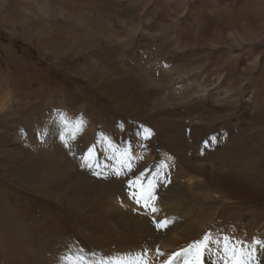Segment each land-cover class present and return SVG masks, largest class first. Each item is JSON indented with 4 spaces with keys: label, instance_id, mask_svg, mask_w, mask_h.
<instances>
[{
    "label": "rangeland",
    "instance_id": "rangeland-1",
    "mask_svg": "<svg viewBox=\"0 0 264 264\" xmlns=\"http://www.w3.org/2000/svg\"><path fill=\"white\" fill-rule=\"evenodd\" d=\"M125 147L136 174L148 169L157 181L155 218L171 211L175 234L191 237L179 255L194 254L207 234L213 242L204 251L217 264L209 248L227 241L239 256L260 245L264 264L259 177L249 176L259 191L228 196L210 223L183 196L167 204L165 195L184 183L180 152L193 166L232 171L254 159L264 172V0H0V264L172 255L158 245L166 229L141 206L128 211L145 221L140 232L118 217L110 225L107 211L137 191L126 168L111 174ZM52 165L58 170L46 180ZM81 198L82 218L70 205Z\"/></svg>",
    "mask_w": 264,
    "mask_h": 264
},
{
    "label": "bare ground",
    "instance_id": "bare-ground-1",
    "mask_svg": "<svg viewBox=\"0 0 264 264\" xmlns=\"http://www.w3.org/2000/svg\"><path fill=\"white\" fill-rule=\"evenodd\" d=\"M175 151L180 152L179 150H176V149H175ZM191 152H193V151H191ZM52 153H53V151H52ZM177 154H178L179 162L175 159H173V160H175V163H177L178 166H180V169H179V171L181 172L180 176L182 177V180L184 181V183H182V182L180 183V180L178 182L176 181L177 183L174 182L173 183L174 185L172 184V187H170L169 190L166 191L167 193L164 192L165 195L166 194L169 195V197L167 198L169 202L167 204L170 203V199L176 200V198H178V195L183 196L185 201L192 202L191 204L195 205L198 208L197 211L199 209L201 210V212L204 211L203 213L206 214L205 216H207V220L209 223L211 220L215 219L217 217V214L219 213L218 211H215V207L217 205H222L223 202L225 204L226 203L225 199L227 200L228 196H231L232 199L240 200V198H238L240 191H244V192H246V190H253V191L258 190L259 191V187H260L259 183L260 182L256 183L257 186L253 185L252 183H250L249 176L252 175V176H255L257 178L259 177L260 178L259 180H261V184L264 185L263 168L257 169L259 166H262V165L257 166V164L254 163V161H253L254 159L251 160L252 162H250V160H249V164L247 166L241 167V165H238L234 170L231 171V170H228V167H224L228 164H223V166H212V167L211 166L207 167V166H203V165H199V166L194 165L193 166L192 164H190V162L189 163L186 162L188 160V158L185 157V154H182L181 152L177 153ZM194 155H191L192 159H194V160L201 161V162L205 160V159H203V157L202 158L200 157L201 155H200L199 151H195ZM216 160L218 161V163H222V162L230 163V160H228L227 157L224 159L217 157ZM165 163L166 162H164V164ZM53 165H54V163H53ZM53 165L49 166V170H47V169L43 170L42 175L44 176V179L47 180L48 177L52 176L58 170V168L56 169L55 166H53ZM50 168H52V170ZM177 177H178V175H177ZM155 182H157V181H155ZM97 186H99V185H97ZM158 186H160V185H158ZM155 194H156V192H155ZM125 198H126V196H125ZM82 200L83 199L81 198V199H78L77 201L75 199L74 201L70 202V205H71L72 209L74 210V212H77V214H79V216H81V218H82V216H85L86 210L88 212V208H87L88 205L84 200L83 201ZM79 202H84V203H82L80 205ZM173 205H178V202H174ZM136 206L140 207V205L136 204L135 200L132 201V200L124 199L123 202H121V203L115 202V204H113L112 208H110L111 210L107 211L108 212L107 217H108L109 221L111 222V223L109 222L110 225L114 226V224H117L118 220L115 221V219H113V218L118 217L119 223H121L123 225L124 229L132 228V231L140 232L141 231V225H144L145 221H142V222L138 221V223H137L135 217L133 215L129 214L130 212H128L133 207H136ZM164 207H166V205ZM158 210H159V208H158ZM159 214L161 215L162 212H160ZM166 215H167V217L165 216L166 218L164 217V215L161 217V218L164 217L163 220L166 219L168 221V224L165 227L166 232L164 233L163 239H161V242L160 243L158 242L159 243L158 245L162 250H165L164 252H166V251L169 252L171 250H174L172 255L169 254L166 256L162 255V257H155L154 254L150 252L151 254H148V255L132 256L128 259L129 261H126V260L125 261H123V260L122 261H116V260L114 261L113 260L114 262H112V264H164L165 261L169 260V257H173L170 261V264H191V263L192 264H217V262L214 261V258L212 256L208 257V255H206L204 250L199 254L197 251L198 248H196V247L191 248V250H190V253H191L192 249H193L194 254L192 253L191 255L190 254L188 255L187 254L188 252H187L185 257L182 254L179 255V248H180L181 244L183 242L189 241L191 237L186 236L185 234H180V236H177L175 234V232L179 228V227H177V224H179V223H177L176 220H174L175 214H173L170 211V213H168ZM199 215H201V214H199ZM199 215H198V217H199ZM129 226H131V227H129ZM261 229L263 231L262 235H264V224H263V227ZM155 237H157V236H155ZM153 241H155V240H153ZM250 242H251V240H250ZM250 247L253 248L251 254L245 253V255L243 254V256H239V250H237L230 243V241L229 242L228 241L223 242V243L218 242V243L213 244L211 246V248H209V252H211L213 254L216 253V257L215 256L214 257L219 259L218 261H219V263L221 262L220 264H263V262L260 259H259V261L257 260L258 258L256 256V254L259 256H262L261 255L262 249L260 250V248H259L260 245L257 247L254 245L253 246L250 245ZM247 250L249 251V249H247ZM193 256H194V259L190 260L191 258H189V257H193ZM56 257H57V254L55 255V257L53 259V262H54L53 264H63L65 262V259L59 258L58 260H56L57 259ZM221 258H223V259H221ZM261 258H263V256ZM253 260H255L254 261L255 263H253ZM189 262H191V263H189ZM108 264H111V263H108Z\"/></svg>",
    "mask_w": 264,
    "mask_h": 264
},
{
    "label": "snow or ice",
    "instance_id": "snow-or-ice-1",
    "mask_svg": "<svg viewBox=\"0 0 264 264\" xmlns=\"http://www.w3.org/2000/svg\"><path fill=\"white\" fill-rule=\"evenodd\" d=\"M144 133H148V136H144L143 134L141 135V139L147 140L149 136L151 135L150 129H143ZM73 139L75 140L76 137L73 136ZM104 142H107L110 147L115 148V145L112 144V142L107 138L103 137L102 138ZM61 141L64 142V138L61 137ZM64 146L67 148L69 147L66 142H64ZM94 149L92 147H89L87 149V153L84 156L85 161H87L88 155L93 153ZM120 151V150H117ZM132 149H129L125 147L122 152H121V157H122V163H121V169H113L112 175H115L116 177H121L122 175V170L126 168L128 173H132L135 176L134 180H130L128 183L131 187H134L137 189L136 192L133 193V198L135 199V202L137 205H140L145 211H150L153 214V219L152 223L155 225V227L159 230L162 228H165L168 224V221L165 220H159L155 218V214L157 213L158 209L155 206L156 201L158 200V196L155 194V181L153 179H148L146 173L149 171L148 169L142 170L139 172L137 175L134 167H133V160L135 159L132 156ZM82 167L84 165H81ZM89 170H91V165H88ZM92 174L94 176L100 177L103 175L102 172L98 171H93ZM107 178V177H105ZM147 180V186L145 187L143 181ZM212 238L209 235H204L203 240L198 242V253L202 252L205 248H207L209 243H212ZM158 255H163V253H160L159 251L157 252ZM178 255V254H177ZM173 257H169V260L165 261L164 264H170V261Z\"/></svg>",
    "mask_w": 264,
    "mask_h": 264
}]
</instances>
